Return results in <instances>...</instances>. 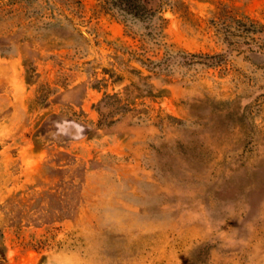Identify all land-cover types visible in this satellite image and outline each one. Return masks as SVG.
Listing matches in <instances>:
<instances>
[{
	"label": "rangeland",
	"instance_id": "1",
	"mask_svg": "<svg viewBox=\"0 0 264 264\" xmlns=\"http://www.w3.org/2000/svg\"><path fill=\"white\" fill-rule=\"evenodd\" d=\"M0 0V264H264V0Z\"/></svg>",
	"mask_w": 264,
	"mask_h": 264
},
{
	"label": "trees",
	"instance_id": "2",
	"mask_svg": "<svg viewBox=\"0 0 264 264\" xmlns=\"http://www.w3.org/2000/svg\"><path fill=\"white\" fill-rule=\"evenodd\" d=\"M101 5L107 9L117 8L125 15L141 16L150 11L140 0H101Z\"/></svg>",
	"mask_w": 264,
	"mask_h": 264
}]
</instances>
